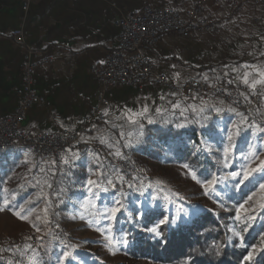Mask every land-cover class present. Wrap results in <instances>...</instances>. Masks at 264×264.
I'll return each mask as SVG.
<instances>
[{
	"label": "crops",
	"instance_id": "crops-1",
	"mask_svg": "<svg viewBox=\"0 0 264 264\" xmlns=\"http://www.w3.org/2000/svg\"><path fill=\"white\" fill-rule=\"evenodd\" d=\"M169 2L178 6L171 0H33L30 9L24 11L22 0H0V118L13 111L22 94L23 50L12 37L14 29L24 28L28 42L53 58L50 68L36 76L44 101L28 110L24 122L25 128L36 135L42 128L77 127L100 91L91 66L103 63L114 47L117 21L145 4L159 7ZM207 13L223 26L219 35L193 33L182 37L171 32L146 51L171 79L180 83L205 76L212 82L214 77L207 67L215 66L222 75L232 74L238 82L245 83L247 75V84L264 86V37L252 26L254 17L264 18V8L248 5L236 11L216 7L211 1ZM251 34L253 39L248 38ZM168 94L166 89L151 84L141 89L115 87L106 107L108 121L150 119L161 111ZM95 136L103 138V130ZM92 153L81 149L77 156ZM27 154L19 145L0 149V201L4 193L13 198L19 195L18 187L6 192L3 181L15 180L20 167L26 173L30 170L32 157L30 152ZM82 162L94 163L95 158L89 156Z\"/></svg>",
	"mask_w": 264,
	"mask_h": 264
},
{
	"label": "rangeland",
	"instance_id": "rangeland-1",
	"mask_svg": "<svg viewBox=\"0 0 264 264\" xmlns=\"http://www.w3.org/2000/svg\"><path fill=\"white\" fill-rule=\"evenodd\" d=\"M164 5L174 4L169 2ZM177 5L180 3L178 2ZM219 33L207 35L217 36ZM207 70L211 72V77H214L212 82L206 80L211 84L222 77L232 75H222L215 66H208ZM192 98L199 100L198 97ZM211 100L215 99L199 101L206 103ZM216 100L222 102L223 106L221 113L217 116V126L221 134H227L230 130L240 129L242 126L251 127L246 124L245 115L228 106L222 99L216 98ZM254 129L258 132V139L264 144V140L260 139L263 133H260L257 128ZM97 132L96 129L95 134L86 141L102 143L105 147L103 151L95 150L94 146L80 148L84 153H93L80 156L67 153L62 157L60 164L56 165L39 162L30 153L32 157L30 170L26 173L20 167L16 170L17 172L15 171V180L4 179V190L7 192L11 187H18L19 195L13 198L14 196L4 193V199L0 201V207L3 208L0 211V261H5L7 264H48L49 255V263L52 264H153L150 259L133 258L125 253L124 240L114 233V219L109 218L108 210L117 206V200L121 204L122 197L128 196L133 191L142 194L141 201H134L139 207L145 203L152 205L160 201L172 206L175 218L192 208L221 210L215 201L204 194L201 184L197 183V180L201 179L193 180L188 173L189 168H184V164L165 163L163 160L149 158L141 150L133 147L139 139L128 138L121 145L120 139L110 140L105 136L101 139L97 138L95 136ZM204 141L207 142V140ZM127 149L131 152L126 151ZM117 152L122 153V156H117ZM257 154L261 160H264V150ZM89 156H93L95 162L83 164L84 158ZM64 158L68 159L67 164L63 162ZM69 168L80 169L86 174V178L77 185L73 184L74 179L67 178L71 175ZM62 174L64 177L61 176ZM120 177L123 178L122 180H127L125 186H122ZM89 179L97 181V185H88ZM109 179L112 181L111 184L107 182ZM158 181L160 183H157ZM130 183L133 187L128 186ZM90 187L92 191H89ZM71 188L76 189L79 195L63 196ZM103 193L113 197L114 206H98L97 200ZM175 193H179L184 199H178ZM5 201H8L6 206ZM17 206L25 211L32 208L33 212L27 219H21L15 214L19 210ZM45 208H48L47 219L50 221L47 225L36 219L37 216H45L43 211ZM81 216H84V219H81ZM140 216L141 214L137 213L134 218L140 219ZM89 220L94 223L89 225ZM33 224L39 226L40 231H37ZM97 228H100V231H97ZM105 237L111 238V245ZM116 249L118 251L113 255L112 252ZM63 251H70L71 257L74 258L70 257L69 260L62 261L60 257Z\"/></svg>",
	"mask_w": 264,
	"mask_h": 264
},
{
	"label": "trees",
	"instance_id": "trees-1",
	"mask_svg": "<svg viewBox=\"0 0 264 264\" xmlns=\"http://www.w3.org/2000/svg\"><path fill=\"white\" fill-rule=\"evenodd\" d=\"M214 99L201 103L197 98L169 93L161 111L151 116L152 118L135 122L126 119L109 120L99 123L97 131L103 130L105 138L110 140L120 139L121 145L128 138L139 139L138 142L135 140L136 145L133 146L136 150L165 163L188 165L201 180L213 175L220 177L246 162L243 160L244 156H250L253 151H263L264 144L258 139L255 127L242 126L221 134L217 116L223 106L222 102ZM241 118L243 119L242 115ZM229 136L232 137L231 141L228 140ZM230 143L234 146L229 157L232 167H224V149ZM126 151L131 152L130 149ZM69 169L71 175L66 176L74 179L73 184L77 185L86 178V174L80 169ZM63 175L61 176L64 177ZM231 183L224 181L217 186L219 190L226 184L229 185L220 192L224 208L219 206L215 197L211 198L221 208L220 211L190 208L178 218L174 217L172 206L160 201L152 205L145 203L139 207L134 201H141L142 194L133 191L122 197V207L114 219L113 231L127 241L123 248L127 255L150 259L153 264H264V222L260 219L264 216V211L256 208L258 215L247 231H243V225L240 226L238 230L243 236L242 241L233 236L229 228L234 224L235 206L247 199L249 188L241 186L240 190L233 191ZM70 195L79 194L72 188L63 194ZM258 200L259 194L254 197V201ZM97 203L98 206L115 205L113 197L108 193L101 194ZM254 206L250 201L245 208ZM137 213H143L140 219L134 218ZM165 216L174 222L162 225V236L156 237L148 229L155 227ZM249 252H252V256L247 259ZM49 260L48 255V264H52ZM0 264L7 263L0 261Z\"/></svg>",
	"mask_w": 264,
	"mask_h": 264
},
{
	"label": "built area",
	"instance_id": "built-area-1",
	"mask_svg": "<svg viewBox=\"0 0 264 264\" xmlns=\"http://www.w3.org/2000/svg\"><path fill=\"white\" fill-rule=\"evenodd\" d=\"M32 1L22 0L24 11L30 9ZM174 1L180 5L155 7L145 4L139 11L122 16L117 21L118 32L113 39L112 51L103 63L91 66V73L101 87L93 107L82 117L77 127L42 128L36 135L25 128L24 122L29 108L44 101L36 85V75L41 70H48L53 58L28 42L24 28L14 29L13 39L23 50V86L14 110L0 118V145H30L39 162L54 165L60 164L67 153L77 155L80 148L94 146L95 150L103 151L105 147L102 143H90L83 137L93 136L98 124L107 121L106 107L110 104V91L119 86L141 89L151 84L185 98L198 97L202 101L220 98L228 106L242 108L244 112L250 113V117L254 118V126L260 124V119L264 118V87L240 83L232 75L222 77L214 84L200 78L180 83L171 79L146 50L156 47L161 36L167 33L189 37L193 33L216 34L222 31L223 27L207 13L211 1L216 7L226 6L239 11L248 5L264 8V0ZM252 22L264 37V18L257 16ZM248 38L253 39L254 35ZM225 91L237 92V99H224ZM121 182L125 186L127 180Z\"/></svg>",
	"mask_w": 264,
	"mask_h": 264
},
{
	"label": "snow or ice",
	"instance_id": "snow-or-ice-1",
	"mask_svg": "<svg viewBox=\"0 0 264 264\" xmlns=\"http://www.w3.org/2000/svg\"><path fill=\"white\" fill-rule=\"evenodd\" d=\"M204 79L207 80L208 77L205 76ZM244 82L245 83L248 82L247 75H245L244 77ZM256 82L258 83L261 81H256ZM229 83H231V81H229ZM252 87H255V83H253ZM145 111L147 110L145 109ZM180 126H183V125H180ZM260 131H264V129H260ZM237 134H238V131H237ZM228 140L231 141L232 137L229 136ZM233 148L234 146L231 145L230 143L229 146L224 149V157H223L224 167H232V165L229 163V157L233 151ZM69 151L71 150L69 149ZM116 155L122 156V153L117 152ZM243 160L246 162L241 163L238 168H235L232 171L227 172L226 174L220 177H216L215 175H213L211 178H205L202 180H197L195 172L192 171L191 169H188V173L191 175V178L193 180H197V183L201 184L202 188L204 189V194L209 195L210 199L215 197L216 202L219 203V206L221 208H224L225 206L220 198V192L224 191L225 188H228L229 185L226 184L224 188H220L218 190L217 186L219 184H222L224 181H231L232 183L230 184V187L233 191L240 190L241 186L249 188V194H247V199H245L243 203H239L238 205L235 206V216L233 218L234 224L232 227L229 228V231L232 232L233 236L238 237L241 241L243 240V236L241 235V231L238 230L240 226L243 225L244 226L243 231H247V229L251 227V222L255 221L256 216L258 215L256 208L258 207L260 210L264 211V160H261L259 158V155L255 151H253L250 156H244ZM63 162L67 164L69 161L67 158H64ZM253 164H255V167H253ZM183 167L188 168V165H183ZM41 171H43V169H41ZM120 179L122 180L123 178L120 177ZM107 182L108 184L112 183L110 179ZM157 183H160V182L158 181ZM87 184L90 186L97 185V181L89 179L87 181ZM48 186L51 187V185H48ZM128 186L133 187L131 183ZM104 190L107 191V189H104ZM89 191H92L91 187L89 188ZM257 194H259V200L254 201V197H256ZM93 195H95V193H93ZM175 195L180 200L184 199V197L180 196L179 193H175ZM250 201H252L255 206L250 207V208H245V205L248 204ZM7 203L8 201H5V206L7 205ZM116 205H117L116 207H112L108 210L110 219H115L116 214L121 210L122 205L120 204L119 200L116 201ZM17 208L19 210L16 211L15 214L19 216L21 219H27L33 212L32 208H29L26 211L23 208H20L19 206H17ZM2 210L3 208L0 207V211ZM43 211L45 213V216L44 217L37 216L36 219L41 220L42 223L47 225L48 223H50V221H48L47 219L48 208H45ZM141 215H143V213H141ZM80 218L84 219V216H81ZM260 219L262 222H264V216H261ZM173 222L174 221H170L169 218L165 216L162 219H160L159 223L155 227L149 228L148 231L151 232L156 237H161L162 236V232L160 230L161 226L171 225ZM235 222H238V223H235ZM88 223L89 225H91L94 223V221L89 220ZM32 226L36 228L37 231H40V227L37 226L36 224H33ZM97 231H100V228H97ZM105 238L108 240L109 245H111L112 244L111 238L110 237H105ZM123 243L124 245H126L127 241L124 240ZM116 251H118V249L113 251L112 254L113 255L116 254ZM254 251L255 249L252 250V252ZM252 252H249L248 257H246L247 259L251 258ZM70 257H71L70 251H63L61 253L60 259L62 261H67L70 259ZM71 258H74V257H71Z\"/></svg>",
	"mask_w": 264,
	"mask_h": 264
},
{
	"label": "bare ground",
	"instance_id": "bare-ground-1",
	"mask_svg": "<svg viewBox=\"0 0 264 264\" xmlns=\"http://www.w3.org/2000/svg\"><path fill=\"white\" fill-rule=\"evenodd\" d=\"M224 99H237V92L225 91L224 92ZM234 109H236L239 113H242L243 115H245V118H246L245 121H246V124L248 126L255 127V128L259 129V130L260 129H264V118L260 119V124L254 126V118L250 117V113L244 112L242 108H234ZM261 132L263 134H262V137H260V139L264 140V131H260V133ZM17 145H20V144H10L8 146L0 145V149H9V148H13V147H15ZM20 146L22 148L26 149L28 152H30L36 158V152L31 149L30 145H20Z\"/></svg>",
	"mask_w": 264,
	"mask_h": 264
}]
</instances>
